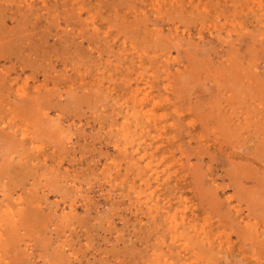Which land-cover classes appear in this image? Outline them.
<instances>
[{"label": "rangeland", "instance_id": "1", "mask_svg": "<svg viewBox=\"0 0 264 264\" xmlns=\"http://www.w3.org/2000/svg\"><path fill=\"white\" fill-rule=\"evenodd\" d=\"M0 264H264V0H0Z\"/></svg>", "mask_w": 264, "mask_h": 264}]
</instances>
